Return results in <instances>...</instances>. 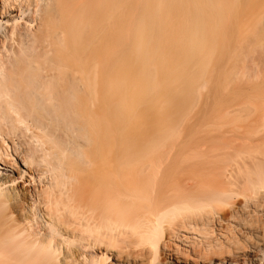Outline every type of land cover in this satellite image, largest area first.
Returning a JSON list of instances; mask_svg holds the SVG:
<instances>
[{"label":"bare ground","instance_id":"1","mask_svg":"<svg viewBox=\"0 0 264 264\" xmlns=\"http://www.w3.org/2000/svg\"><path fill=\"white\" fill-rule=\"evenodd\" d=\"M136 1L0 0V264H264V101L192 117L221 0Z\"/></svg>","mask_w":264,"mask_h":264},{"label":"rangeland","instance_id":"2","mask_svg":"<svg viewBox=\"0 0 264 264\" xmlns=\"http://www.w3.org/2000/svg\"><path fill=\"white\" fill-rule=\"evenodd\" d=\"M221 4V12L218 15L219 22H216L218 25L213 27V30L216 34L214 35V37L216 36L215 40L222 42L223 54L220 56V62L210 74V81L203 85L202 98L198 100V104L194 107V109L202 111L207 108L206 104H209L208 106L211 108L204 110L205 113H194L195 115L192 116L199 119L203 117V120H210L211 118L230 120L231 118L227 119L220 115L219 110L222 107L228 104L241 103L258 105L259 107L264 101V0H221ZM167 12L164 13L167 17L164 22H170L168 25H173L174 22L168 19L170 12ZM208 16L211 17V20L216 17L215 12L212 10H210ZM177 28L170 26L168 28L170 30L167 29V31H177ZM113 30L111 29L112 33L109 30L111 36L115 33ZM108 38L110 40V36ZM112 38L114 40V37H111V41ZM109 43L111 42H107V47H113ZM216 47L220 46L216 45ZM107 51V58L111 55L108 61L113 62L115 58L111 50L107 49ZM216 126L212 128V133H219ZM0 174L5 176L8 172L5 169H0ZM242 199L237 200L239 203L241 202V205L243 204ZM224 206L225 209L229 207V205ZM183 233L188 234L189 238L193 237V234L197 239L199 236L196 233H186L184 231H180L179 234ZM173 238L174 236L170 240L181 246L187 247L186 245L189 244L182 237L178 238L179 240Z\"/></svg>","mask_w":264,"mask_h":264}]
</instances>
